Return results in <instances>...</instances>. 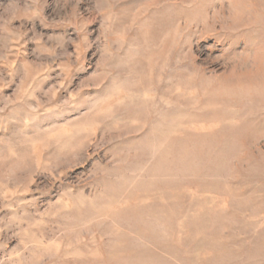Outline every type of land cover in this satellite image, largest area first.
<instances>
[{"label":"rangeland","instance_id":"rangeland-1","mask_svg":"<svg viewBox=\"0 0 264 264\" xmlns=\"http://www.w3.org/2000/svg\"><path fill=\"white\" fill-rule=\"evenodd\" d=\"M0 264H264V0H0Z\"/></svg>","mask_w":264,"mask_h":264}]
</instances>
